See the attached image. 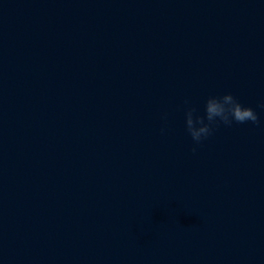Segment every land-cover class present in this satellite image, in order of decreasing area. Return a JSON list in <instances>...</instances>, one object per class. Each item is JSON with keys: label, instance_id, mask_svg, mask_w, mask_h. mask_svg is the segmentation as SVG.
<instances>
[{"label": "clouds", "instance_id": "clouds-1", "mask_svg": "<svg viewBox=\"0 0 264 264\" xmlns=\"http://www.w3.org/2000/svg\"><path fill=\"white\" fill-rule=\"evenodd\" d=\"M185 103L188 102L185 101ZM164 119L166 120V116ZM248 122L259 123L256 111L243 105L231 93L209 96L204 103V115H199L195 107L185 109V128L196 145L211 136L215 128L221 124L231 127L234 123ZM162 131H164L163 128ZM192 150L195 152L196 148L193 147Z\"/></svg>", "mask_w": 264, "mask_h": 264}]
</instances>
